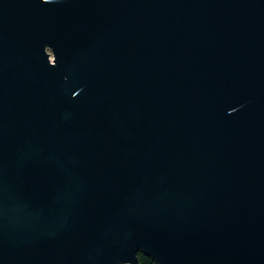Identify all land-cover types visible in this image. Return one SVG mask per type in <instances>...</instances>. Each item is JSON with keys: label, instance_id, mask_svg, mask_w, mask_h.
Wrapping results in <instances>:
<instances>
[{"label": "water", "instance_id": "95a60500", "mask_svg": "<svg viewBox=\"0 0 264 264\" xmlns=\"http://www.w3.org/2000/svg\"><path fill=\"white\" fill-rule=\"evenodd\" d=\"M137 251L264 264V0H0V264Z\"/></svg>", "mask_w": 264, "mask_h": 264}, {"label": "trees", "instance_id": "16d2710c", "mask_svg": "<svg viewBox=\"0 0 264 264\" xmlns=\"http://www.w3.org/2000/svg\"><path fill=\"white\" fill-rule=\"evenodd\" d=\"M136 257H137V264H154L151 257L143 254L140 251L136 252Z\"/></svg>", "mask_w": 264, "mask_h": 264}, {"label": "rangeland", "instance_id": "374dc122", "mask_svg": "<svg viewBox=\"0 0 264 264\" xmlns=\"http://www.w3.org/2000/svg\"><path fill=\"white\" fill-rule=\"evenodd\" d=\"M46 51H49L48 49H46Z\"/></svg>", "mask_w": 264, "mask_h": 264}]
</instances>
